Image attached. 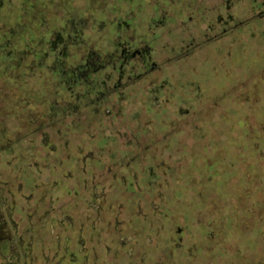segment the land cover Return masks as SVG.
I'll list each match as a JSON object with an SVG mask.
<instances>
[{
    "label": "rangeland",
    "instance_id": "1",
    "mask_svg": "<svg viewBox=\"0 0 264 264\" xmlns=\"http://www.w3.org/2000/svg\"><path fill=\"white\" fill-rule=\"evenodd\" d=\"M42 1L43 10L48 7V16L43 15L46 20H62L73 11L80 12L79 7L90 0ZM165 1L143 0V3L148 13L155 2L163 6ZM191 1L175 2V12L169 16L174 23L179 25L184 20ZM202 1L206 11L210 10L215 17L211 19L214 29L206 35L215 36L197 42L182 55V62L164 61V54L156 52V67L149 72L152 75L146 74L145 81L136 86V90L145 91L165 81L176 87L177 72H184L186 65H190V70L209 78V82L201 85L202 95L197 101L193 91H177L171 96V86L165 85L162 98H158L165 108L154 106L148 113L137 114L136 109L143 112L139 93L141 97H137L138 102L133 103L136 108L131 111L124 103L119 106L120 115L107 105L92 112L81 106L75 95L81 93L82 86L68 93L51 72L55 55L50 53L43 66L34 72L28 66L30 59L10 73H3L6 67L0 65V264H111L113 261L121 264L135 257L138 264H169V258L170 264H179L176 256L180 250L174 247L173 234L180 222H186L183 210L188 207L182 206L186 198L195 209L193 213L204 214V222L213 235H203L205 240L211 238L203 242L211 250L200 253L197 260L180 258L184 264H264V153H259L264 152V63L257 71L255 68L251 77L245 73L246 64L263 61L264 53L250 58L246 49L251 47L252 52L254 46L264 47V8L257 13L262 20L248 24L246 19L251 16L248 8L252 5L248 0L234 3L229 13L225 12L229 0ZM95 2L100 9L91 13L105 8L104 17H110L117 11L122 14L139 7L142 0ZM0 5L3 6L0 16L8 14L15 19L22 14L23 22L42 15L40 6L26 14L17 7L8 11L5 0ZM243 12L246 18L239 33L233 34L235 26L223 27L229 16L234 22ZM202 21L208 22L204 18ZM206 22L198 26L196 21L190 28L175 24L173 43L177 45L179 38L200 39L208 26ZM52 28L56 30L57 24L49 30ZM245 32H251L253 38ZM50 33L44 46H48ZM97 34L85 33L83 39L89 40ZM164 37L160 33L161 42ZM104 41L109 46L106 38ZM14 46L12 49L19 52L25 49L21 43ZM78 51L74 47L69 50L73 64L80 58ZM126 83L123 81L119 91L124 93ZM107 97L106 94L103 98ZM176 97H180L181 103L191 105L188 112H177ZM61 102L71 106L56 112ZM73 103H77L75 107ZM223 126L227 129L223 130ZM97 131L101 134L112 131L118 153L126 157V152H133L134 158L140 157L142 169L149 166L147 184L146 180L144 184L141 182V172L130 162L121 168L120 175L111 165L104 166L106 174L102 175L103 162L101 169L94 166L97 155L93 141L99 136ZM137 133L141 140L136 146L132 142ZM211 139L222 142L208 148ZM256 140L259 142L253 144ZM112 149L108 148L107 152ZM209 166L214 172H210L211 182L204 185L200 175L203 179ZM78 177H82V189ZM148 180L155 181V191L151 196L145 195L147 201L137 200L131 212L122 200H114L115 205L111 203L112 186L118 191L133 188L140 191L142 184L148 186ZM8 194L10 199L6 198ZM70 195L74 197L67 201ZM96 205L98 210L93 211ZM23 216L27 217L28 230L22 226ZM195 219L191 221L192 228H197ZM34 229L39 232L38 241ZM199 233H193L197 234L196 239ZM211 256L216 259L209 260Z\"/></svg>",
    "mask_w": 264,
    "mask_h": 264
},
{
    "label": "trees",
    "instance_id": "2",
    "mask_svg": "<svg viewBox=\"0 0 264 264\" xmlns=\"http://www.w3.org/2000/svg\"><path fill=\"white\" fill-rule=\"evenodd\" d=\"M92 1V2H90ZM87 5H83V7H79L80 12L73 11L69 16H66L62 18V20H59L58 18H51L49 20H46L44 16H48L46 10L44 9V1L42 0H5V8H18L19 10H22V12H25L26 14H30L31 11L35 9V6L39 7L42 11V15H34L33 19H28L23 22L22 14L20 16L16 17L15 19L13 16L10 17L8 14H4L0 16V20H3L0 25V65H5L6 69L3 71V73H10L13 70H16L17 68L21 67L22 63L25 62L26 59H30L31 63L29 66V69H31L32 72L35 70H38L43 66V62H45V59L50 55H55V59L53 61V64L51 66V72L56 76L58 81L60 82V85L65 89L68 93H73L76 91L77 86H82L83 89L86 88L89 90L85 91L82 90L81 93L75 94L78 98L79 104L81 106H85L88 109H91L92 112H94L92 109H97L98 104H94L95 99L97 98L95 94L99 93L104 89L106 84L107 75H111L113 72H115L120 64H126L127 60H134L132 57L131 51L137 50L139 51L138 54H136L135 59L140 60H146V63H155L156 61V52L158 54L162 55L164 61H178L179 59H182V53H187L191 49H193L197 42H200L202 40H209L210 38H213L215 34L206 35L209 34L211 30L214 29V27L211 24V19L215 18L212 17L211 11H206L205 3L202 0H192L195 1L194 5H192V1L189 4V8L186 10L185 18L184 20L180 21L179 25L177 23H174L172 19L169 17L171 14H174L175 12V2H181L183 0H166L163 2V6L160 5L158 2L154 3L153 9L150 8V10L147 13V8L144 5L145 3L140 2V6L134 7L133 10L120 14L118 11L116 14H113L110 17H104L106 15L105 8H101V10L98 13H91L94 10L100 9L98 7V4L95 2L97 0H90ZM241 0H229L225 4L227 7L226 13H229L230 6H232L234 3H239ZM1 2V0H0ZM250 2L251 8H248V14L251 16L247 17V23L252 24L256 23V21H260L262 19L258 18L260 11H263V7H261V1L260 0H248ZM159 4V5H158ZM179 4V7H180ZM90 6V7H89ZM3 6L0 5V9ZM161 7L162 10L159 8ZM159 8V10L157 9ZM168 9L170 12H168ZM181 9V7H180ZM182 11V10H181ZM83 13V14H82ZM244 13V12H243ZM261 13V12H260ZM44 15V16H43ZM206 17V18H205ZM9 18V20H8ZM204 19L208 20L202 21ZM245 13L243 16H240L239 18H235V21L233 22V17L229 16L227 20L225 21V25H223L224 28H226V25L230 26V28L235 26V31H233V34H237L240 32L241 24L245 22ZM45 19V20H44ZM215 20V19H214ZM218 20V18H217ZM198 21V26H200V22L207 23L206 29L203 31L202 36L200 39L193 41L190 40H183L182 38H179V43L175 45L173 43L175 39V34L172 33L174 30L175 24L182 28H190L194 22ZM54 23L57 24V29L54 30L51 28V25ZM201 23V24H202ZM231 24V25H230ZM166 29L169 30L166 33ZM50 33V37L48 39V46H44L45 44V38H48L47 35ZM65 33V34H64ZM85 33H88L89 35L92 33H99L95 36H91V38L88 40L83 39V36ZM117 34L114 38H109V35L111 34ZM160 33L165 34L164 39L161 42L160 39ZM65 35V36H64ZM214 35V36H213ZM219 35V34H218ZM217 35V36H218ZM231 36L232 33H230ZM245 35L253 38V35L251 32H245ZM63 36V37H61ZM178 37H181L177 35ZM62 39H61V38ZM59 38L61 40H59ZM104 42V46L101 42ZM106 38L107 41H109V46L105 45L104 39ZM218 38V37H217ZM204 42V41H203ZM23 44L22 51H16L12 49L14 45ZM107 44V42H106ZM181 44V45H179ZM13 45V46H12ZM15 47V46H14ZM71 47L76 48L80 52V58L78 61H75L74 64L71 62L72 55L69 53V50ZM157 48V49H156ZM247 55L251 56L253 54L260 56L258 53L263 54L264 53V47H257L254 46L252 52L251 47H247ZM124 51L123 54H120L119 51ZM250 50V51H249ZM259 50V51H258ZM50 51V52H49ZM161 51V52H160ZM258 51V52H257ZM155 52V53H154ZM185 57V56H184ZM263 61L257 62L256 65H250L249 63L245 65V73L247 77H251L258 69H260L264 63V56H261ZM127 58V59H125ZM186 58H184L185 60ZM70 60V61H69ZM182 62V60L180 61ZM176 63V62H175ZM186 65V63H184ZM187 68L185 71L177 72L176 74V80H180L181 84L184 86L185 92L193 91L194 96L196 97L195 101H197L198 97H200L201 94V85L209 82V78L200 75L199 73L196 74L195 71L190 70V65H186ZM125 68V66H124ZM256 68V71H255ZM243 69V68H242ZM145 71V70H143ZM244 71V70H243ZM239 72V70H238ZM241 73V71L239 72ZM200 75V76H199ZM103 81V82H102ZM138 83H141L140 81ZM104 85V86H103ZM172 86V85H171ZM236 87V85H234ZM180 86L177 83L176 87H171L174 89L172 91V95L176 93L179 90ZM139 93H132L127 94L126 98L121 101V105L128 104V107L130 108L133 103L138 102L137 97H141L138 95ZM217 96V95H216ZM220 96L218 97V100L220 99ZM89 98V99H87ZM194 98V97H193ZM175 99L179 100L178 97ZM245 100L247 102L249 101L248 98L245 96ZM194 101V103H195ZM158 101L154 99L152 96H150V99L146 104L148 107H142V111L138 109L136 112L137 114H142L145 112H150L153 110L152 108L154 106H157ZM77 104V103H76ZM76 104H72L73 107H75ZM179 105L177 108L185 110H189L191 105L188 103H181L179 101ZM125 105V106H126ZM67 106H71V103H59V107L56 112L60 110L67 109ZM247 106V105H246ZM253 106V105H252ZM251 105L247 106V108H251ZM148 109V110H147ZM150 109V110H149ZM96 112V111H95ZM101 112V111H100ZM117 114V112H116ZM140 114V115H141ZM139 115V116H140ZM158 119V116L155 117V120ZM157 121V120H156ZM199 128V127H198ZM227 129V126H223V130ZM251 127L247 128L249 133L251 132ZM101 130V129H99ZM101 131H97V135H99L96 139V141H93L96 154H95V160H103V158L100 157V147L105 146V140L111 139V133H100ZM225 133V132H224ZM246 134V133H245ZM252 136V133H250ZM249 135V134H247ZM134 137V136H133ZM173 138V137H172ZM222 141H216L215 139L209 140L210 147L208 148H214L215 145L221 144ZM259 142V140L252 141L253 144H256ZM134 144L139 145V142L133 139ZM150 143V142H149ZM181 146V145H180ZM208 146V144H207ZM258 151L261 150L260 145L258 144ZM180 148V147H179ZM175 149V148H174ZM172 150V152L174 151ZM99 150V152H97ZM185 149H182L183 153ZM95 152V151H94ZM264 153V152H259ZM121 155V154H120ZM121 160L125 162H130V156L126 155V157L121 155ZM209 172H207L204 175V178L202 179L203 175H200V182H202L204 185L211 182L212 178V172H214V168L212 166H209L207 169ZM211 172V173H210ZM149 176V175H148ZM80 179V185L79 188H83L82 184V177H78ZM146 180V177L143 181H141L143 184ZM150 181V180H148ZM152 182V180H151ZM147 184V180H146ZM147 185H143L145 187ZM145 192L144 190L137 191L136 189H133L131 191L125 190H119L113 195V200L111 203L120 202L121 200L123 203H127L135 198V200L142 199L147 201L145 198ZM9 195V194H8ZM73 195V194H72ZM67 196V201H71L74 196ZM10 196V195H9ZM130 196V197H129ZM202 196V195H201ZM115 200V201H114ZM120 200V201H119ZM185 200V202H184ZM184 200H180L183 204L182 206L188 207L184 208V217L186 219V222L179 223V226L181 227V233H174L173 237L175 238L174 244L175 248L178 247L179 254L176 256L178 261L184 264V261L180 258H184L185 260L190 258L192 261L199 259V254L203 255V253H208L209 250L205 248V245L203 244L205 238L203 235L212 236L213 230L209 229L207 224L204 222L206 217L204 214L200 213H193L195 210L191 205H188L190 201H187V198ZM114 201V202H113ZM181 206V207H182ZM190 207V208H189ZM115 212V208L113 209ZM183 217V218H184ZM196 217V219L194 218ZM192 218V219H190ZM188 219H190L188 221ZM195 219L197 222V228H192L191 221ZM112 222V218H111ZM58 227V226H57ZM199 231V238L196 239L197 234H193L195 231ZM191 231L193 233L191 234ZM201 235V236H200ZM178 236H181L183 238L182 241H178ZM198 240V241H197ZM200 240V243H199ZM211 240V238L206 239ZM205 240V241H206ZM204 245V246H203ZM212 245V244H210ZM208 246V243H207ZM189 253V255H188ZM216 253V252H215ZM214 253V254H215ZM168 257V256H167ZM215 260L212 256L209 257V260ZM170 258H169V264H170ZM175 261V260H174ZM111 264H118L116 261H113ZM121 264H131L129 261L125 260ZM138 264L137 260L135 259V263ZM166 264V263H165ZM175 264H178V262ZM189 264V263H186Z\"/></svg>",
    "mask_w": 264,
    "mask_h": 264
},
{
    "label": "flooded vegetation",
    "instance_id": "3",
    "mask_svg": "<svg viewBox=\"0 0 264 264\" xmlns=\"http://www.w3.org/2000/svg\"><path fill=\"white\" fill-rule=\"evenodd\" d=\"M260 3H261V7L264 8V2H260ZM216 37H217V35H216ZM119 52H121L120 54H123L124 53L123 50L122 51H119ZM131 53H132L131 55H132V57H133L134 60H131V59L130 60H127V63L126 64H120L119 68L115 72H113L111 75H107V79H106V82H105L106 84H104L105 85L104 89H102V91L99 92L98 94L97 93L95 94V96L97 98L95 99L94 104H98L99 107H97V109H95V107H94V109H92L93 111H96L97 112V111H99V108L100 107L102 108V107H105L107 105V106H111L114 109H116V112H117L116 115H120L121 110H120V107L119 106H121V104H120L121 101L126 98V95L127 94L135 93V91L137 93H140V95L142 96V105H141V107H145L146 106L145 103H147L149 101L150 95H152V93H155L158 96V97L155 96V98H154V99H156L158 101L159 96H160V98H162L161 96H163V93H164V90H165V85L171 86L170 85V82L163 81V82H158V83L152 85L150 88H147V90H145V91L143 90V88L136 90L137 89L136 88L137 83L139 81L142 82V80L145 81L146 74L147 75L150 74V76L152 75L149 72H152V70L156 67V64L155 63H151V64L146 63L145 62L146 60H142V62L140 61L141 59L140 60H136L135 59V56H136V54L139 53V51H137V50H133V51H131ZM183 54H186V53H182V55ZM125 59H127V58H125ZM124 66H125V68H124ZM143 70H145V71H143ZM115 74L117 75L116 76V79H113ZM112 81L114 83H113L112 86H110L109 83L111 84ZM123 81L127 82L125 84L124 93H123V91H119V88H118V87H120L122 85ZM177 82H178V85L180 86V88H179L180 91H178V92H185L184 86L181 84V81L177 79ZM82 90H85V91H88L89 92V90L86 89V88H84V89L82 88ZM173 90L174 89H172V91ZM110 92H114V93H112V94H114V96H112V94ZM106 94L108 95V97H107L108 99L105 100L103 97ZM117 95H118V97H117ZM178 98L180 99V97H178ZM87 99H89V98H87ZM159 102L160 101H158L157 106H159L160 109L165 108ZM127 106H128V104H127ZM146 107H148V106H146ZM133 108H136V107L134 105H132L130 108L128 107V109L130 111ZM176 109H177V112H180V113L188 112V110L184 111L183 109H180V108H176ZM100 110H102V109H100ZM137 110L138 109H136V112H138ZM134 139L136 141L140 142L141 138L139 137V134L138 133L137 134H134ZM105 141H106L105 142L106 143L105 146H103V147L101 146L100 147V154H101L100 157L102 158L104 155L105 156L103 157V160L102 161L101 160H98V161L95 160L94 166H99V168L101 169L104 166L106 167L108 165H111L115 170H119L118 171V174L120 175V170H121L122 167H124L125 164H124V161L121 160L122 158H121L120 153H118L117 150H115V148H116V146L118 144L117 139L115 137H111V139L105 140ZM110 147H112L113 149L111 151L107 152V149L110 148ZM125 155L130 156V161L133 162L131 165L132 166L134 165L135 168L138 171L141 172L140 173L141 174L140 175L141 181H143L145 177L147 178L148 175H149V170H150L149 166L146 165L145 166L146 169L145 170L142 169L141 168V162L142 161L140 160V157H135L134 158L133 157V152H126ZM102 162H103V166L101 167L100 165H102L101 164ZM105 167L102 168V171H103L102 175H105L106 174ZM129 171H130V169H129ZM129 171H128V174H127V182H128V184L132 183V176H130L131 171L130 172ZM114 183L117 184L116 181ZM142 186H143V184H142ZM115 188H116L115 186H112V188H111L112 191L110 190L109 197L112 200H113L114 193H116L118 191ZM155 189H156V183H155V181L154 182L148 181V186L143 187L142 190H144V192L146 193L145 195L148 194V196H151V194L155 191ZM122 191H125V189H122ZM6 198L7 199H10L11 197L9 195H6ZM135 202H136L135 198L128 202L129 203L128 204V211L130 210V212H131L133 210L134 203ZM95 207L96 208L92 207L93 211H97L98 210L97 209V205ZM54 217L56 218V216H54ZM71 217H73V216H71ZM111 218H112V222H113V215H112ZM27 222H28L27 221V217L23 216L22 226L23 227L25 226L24 228H26L28 230V224H27ZM54 223L57 226H59L58 225V222L55 219H54ZM24 228H22V230ZM34 231H33L34 232V237L38 241L37 238L40 237L39 232L37 230H35V229H34ZM176 233H181V227L180 226L177 227ZM177 239H178L179 242L183 240V238L181 236H178ZM45 240H47L46 237H45ZM135 259H136V257L134 259H129L128 261L131 264H133L134 263L133 260H135Z\"/></svg>",
    "mask_w": 264,
    "mask_h": 264
},
{
    "label": "bare ground",
    "instance_id": "4",
    "mask_svg": "<svg viewBox=\"0 0 264 264\" xmlns=\"http://www.w3.org/2000/svg\"><path fill=\"white\" fill-rule=\"evenodd\" d=\"M85 5V4H84ZM83 7V6H82ZM90 7V6H89ZM48 12V11H47ZM45 20V19H44Z\"/></svg>",
    "mask_w": 264,
    "mask_h": 264
}]
</instances>
